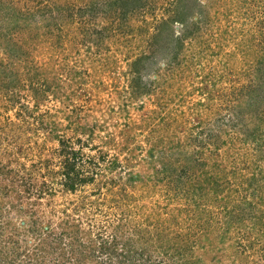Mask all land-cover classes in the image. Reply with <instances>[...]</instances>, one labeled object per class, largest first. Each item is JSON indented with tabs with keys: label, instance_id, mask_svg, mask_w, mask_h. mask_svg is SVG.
Here are the masks:
<instances>
[{
	"label": "rangeland",
	"instance_id": "1",
	"mask_svg": "<svg viewBox=\"0 0 264 264\" xmlns=\"http://www.w3.org/2000/svg\"><path fill=\"white\" fill-rule=\"evenodd\" d=\"M12 3L32 33L18 89H0V264H75L58 243L60 258L44 260L36 226L69 234L64 250L86 246L84 264H264V204L240 175L207 206L196 192L216 158L197 135L264 91V0ZM233 138L219 152L229 174L246 154L264 166L263 152ZM66 143L93 179L73 193ZM244 197L256 219L228 214Z\"/></svg>",
	"mask_w": 264,
	"mask_h": 264
},
{
	"label": "trees",
	"instance_id": "2",
	"mask_svg": "<svg viewBox=\"0 0 264 264\" xmlns=\"http://www.w3.org/2000/svg\"><path fill=\"white\" fill-rule=\"evenodd\" d=\"M138 1L140 0H133V5ZM0 4L2 5L10 4L7 9H5L4 11L3 10L0 11V48H2V51H4V53L6 54V58H7V60L0 58V89L5 87L8 90H11L13 88H14L13 90H17L19 85L15 84L16 82L13 79V76L17 77V73L15 72V70L20 67L19 65L21 64L20 63L21 60H24L22 59L23 55H22V52L20 51L22 50L21 47L23 46V44H20V43H22L21 42L22 40L27 41L26 39H24V37L27 36L25 35V33L31 34L32 28L22 25V19H21L22 17H20L21 16L20 14L15 12L16 10L14 7L15 4L12 3V0H1ZM11 5L13 7H10ZM2 7L3 6L0 5V8ZM134 10H137V9H134ZM24 21L25 23L27 22V20H24ZM41 23H43V21L39 20L37 22V25L41 26L40 25ZM28 26H31V24L29 23ZM17 38H19V41H17ZM20 38H23V39H20ZM18 59L19 61H17ZM38 73L36 75H38ZM9 74L11 76H9ZM38 76H40V73ZM34 78H38V77L34 76ZM31 84L33 86L32 88L35 91V93L39 95L41 90H39L38 87L34 86L33 80L31 81ZM21 88H23V86ZM262 88H264V85ZM260 94L261 96L258 98L257 97L251 98L252 94H250L251 99L242 101L241 105L227 104L226 108L225 109L223 108L224 110H226V114L224 116L221 115L222 109H219L218 112L213 113L217 116L215 117L216 118V127H215L216 129L214 128L208 129V134L204 131L203 132L204 139L202 138L201 133L197 135L196 139L200 137V140L199 139L198 140L202 142L205 146L203 149L207 148L208 146L209 148H211L212 145L214 146L213 149L215 151H213V155L214 157L216 156L214 163H212L211 165L213 166V170L210 172H205L201 177L199 175L197 176L199 177L200 181H202L201 186L196 189V192L199 193L200 197H204L203 200L200 201L201 205H204V206L208 205V202L211 199L210 194H212V197H216V194L223 192L225 188V184L226 183L230 184V181H229L230 176L234 177V179L236 180V178H239V175H240V180L243 182L244 185H246L247 189L252 191L251 195L255 199L258 198L261 205L264 204V194H263L264 192V166L258 165L259 163L258 160L250 159L249 156H247L246 154L244 158L241 157L240 159H238L239 164L240 165L242 164L239 170H242V171L239 172V170H236V171L230 172L229 174V172L222 167L223 161H220V153H219L221 149V145L224 146V144L229 145V143H232V141L234 140L233 134L236 133L238 135L239 134L243 135L244 139L243 138L240 139L241 142H244V144H247V145L251 143L253 148H255V150L257 151L260 150L261 152H263L262 153L263 155L260 157V159L262 158L264 160V112H262L259 109V104L262 102V101L260 102V100L262 99L264 100V97H262L264 96V91L261 92ZM18 96L19 94L14 93L13 96H11L10 98V102L12 104L15 102H18L19 101ZM237 98H238V95L236 99ZM224 135L226 136V139L224 138ZM63 146L64 148L62 152L66 154L65 155L66 160H65L64 169L62 172H63V175L66 177V179L69 180V181L66 180V183H64V189L67 190V192L73 193V192H76L77 189L82 187L83 184H88L89 181H92L93 179L91 178L89 181H87L85 178H83L84 176L83 169L77 168L78 153L74 149H72L70 144L66 143ZM197 154H200L202 156V154L199 151H197ZM70 155L72 156L67 157ZM203 164L205 165V163ZM236 168L238 169V167ZM245 170H248L250 172L252 171L250 176L243 173V171ZM221 172H224V173L222 174ZM6 190L7 189L0 187V196H2L3 194L1 192H4ZM196 192H195L196 197L194 196L195 198L198 197V195H196ZM260 192H262V194ZM244 198L245 200H247V202L246 201L241 202V203L238 202L236 204V208L232 211H229L228 214L231 215L233 219L234 218L242 219V221L246 220L244 219V217H247V216L254 217L256 219L258 217L257 213L255 212V208L257 207V205H253L250 202V205L248 206L249 199L248 197H244ZM192 202L194 201L192 200ZM4 205L5 204L1 202L0 208L1 206H4ZM238 208L242 210L238 212L237 211ZM259 218H261V220H260V223L258 224H262L261 226H263L264 225V212L262 215H259ZM258 224H256V227L258 226ZM31 232H34V234L36 235V238H37L36 240L41 239L42 242L45 241L44 244H46V246L40 249V252L44 251L45 253L49 255H47L44 258V260L48 258H56V256H57V259H59L61 255L60 253L57 255V253H58V250L60 249V251L62 250L63 252L62 260L63 258H65V260L75 259L76 260L75 264L85 263L86 259H84L85 256L82 254L86 246L82 247V245H80L78 247H74L71 250L63 249V246L61 244V238L64 239L65 237H68L69 234L67 235L66 233H60L59 235H57L55 234V229H52V227H50L49 230H46L44 228L39 229L38 226L33 227V229H31ZM42 232H45L47 238L42 239V235H41L43 234ZM77 232L79 231L77 230ZM172 242L173 241H170L169 243H172ZM53 243L60 244L58 246L59 249L58 248L56 249L54 246H52ZM47 247L48 249H46ZM37 250L39 249L37 248ZM3 253H4V246L2 247L1 256ZM133 259H134V256H133ZM133 259L131 256L128 261L131 262L133 261ZM5 264H7V262Z\"/></svg>",
	"mask_w": 264,
	"mask_h": 264
}]
</instances>
